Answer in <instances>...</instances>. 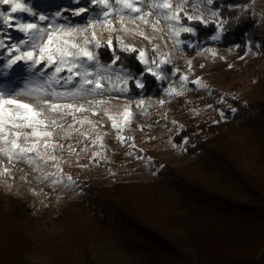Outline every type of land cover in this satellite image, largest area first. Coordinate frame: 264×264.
I'll return each mask as SVG.
<instances>
[{"label":"trees","instance_id":"obj_1","mask_svg":"<svg viewBox=\"0 0 264 264\" xmlns=\"http://www.w3.org/2000/svg\"><path fill=\"white\" fill-rule=\"evenodd\" d=\"M259 1L213 0L211 4L222 20L221 42L237 44V55L248 45L264 53V9ZM180 14L181 22L194 28L197 40H209L219 28L214 20L204 24ZM191 35L184 32L181 37ZM97 51L102 62L112 63L111 49ZM115 55L119 57L115 65L142 75L144 86L138 88L133 77L129 91L160 89L156 78L136 59L137 51L120 50ZM17 69L22 67L12 70ZM263 75L264 62L254 77ZM237 87L236 82L215 83L194 95L192 104L205 106L202 116L187 119L173 135L191 157L192 171L166 164L159 177L149 182L101 186L78 180L83 197L56 216L54 220L65 226L47 242L36 243L24 232L20 222L35 219L28 214L27 204L0 194V264H26L28 251L50 255L52 264H69L75 255L83 256L84 264H98L90 256L94 235L114 236L118 247L145 254L144 262L124 264H260L264 97L236 96ZM221 113L234 115L235 132ZM169 192L173 200L167 197Z\"/></svg>","mask_w":264,"mask_h":264},{"label":"rangeland","instance_id":"obj_2","mask_svg":"<svg viewBox=\"0 0 264 264\" xmlns=\"http://www.w3.org/2000/svg\"><path fill=\"white\" fill-rule=\"evenodd\" d=\"M25 2L38 13L35 22L41 23V26H47L52 21L50 19L39 22L40 14L51 18L56 17V13L59 12L62 18H57L56 23L83 27L99 11L92 7L90 0H79L78 3L75 0H25ZM171 2L174 9L179 4V0H171ZM42 4L47 6L43 8ZM193 4L196 5L195 8ZM259 5L264 9V0H260ZM80 7H88L90 10L80 16H74L73 11ZM140 7L144 12H148L150 10L148 0H145ZM6 8L8 6L0 5V11ZM8 10L10 11V8ZM182 12L185 16L194 15L201 16L206 21L214 20L219 24V28L209 40H197L195 34L184 39L181 37L184 32L176 36L163 20L159 30L126 20L128 30L122 31L119 30L121 26L118 17L112 19L116 31L105 30L99 25L89 29V35L95 32L97 39L105 44L111 38L112 52L120 51L124 46L135 48L137 55L140 51H144L146 62L142 64L144 71L150 73L147 69L151 68L164 77L161 80L156 79L160 85L159 90L133 94L128 89V81L134 77L136 84L137 81L142 83V75H135L126 68L104 63L99 59L102 65H111V68L101 73L106 77L102 80L104 89L102 94L92 93L78 97L74 101L71 98L62 101L75 103L77 106L84 105L87 111L66 116L59 121V128L39 129L57 133L48 141L58 145L55 150L50 148L45 151L41 147L39 155L44 159L31 165L24 160L9 165L4 157H0V194H10L27 204L28 214L35 219L22 220L20 224L34 242H47L64 228V224L54 219L65 207L75 205L83 197L78 180L84 179L101 186L118 181L149 182L159 177V171L166 164L181 166L188 172L192 171L195 166L191 165V157L186 153L183 145L173 140V135L184 126L187 119H199L202 116L205 106L196 107L192 104L197 92L209 90L215 83L228 81L238 84L236 96L264 97V75L262 79L254 77L264 62V53L248 45L242 55H237V44L224 45L221 42L222 20L220 15H212L213 12L218 13V11L207 4L206 0H190ZM13 15L17 18L33 20V17L27 14ZM152 19L155 21L156 17L153 16ZM180 24L188 26L181 20ZM4 30L14 38L20 36L14 30L7 28ZM138 32H143L150 39H145ZM214 36L217 38L213 39ZM72 39L77 42L79 40L78 37ZM184 46L191 50H187ZM92 50L97 51L95 48ZM6 56L7 53L4 52V57ZM4 57H1L0 64ZM161 60L169 62L161 64ZM18 66L22 69L5 70L0 66V85L10 84L11 87L19 90L26 82H31L32 87H40L46 79V76L40 77L39 73L34 75L35 70L30 72L23 63ZM53 70L47 69L46 72L50 74ZM3 72H7V75H3ZM67 75L66 71L60 73L61 77ZM181 76L187 79L181 81ZM74 80L78 81L79 77H74ZM201 84L205 86L201 87ZM75 87H79V84L77 83ZM56 90L74 91L75 88L72 84L65 85L61 80ZM172 90L179 92L180 95L172 94ZM20 99L29 98L20 97ZM126 110L131 116L125 124L122 123L121 114ZM109 117L117 121V129L112 127V120ZM221 117L231 123V132H235L234 115L223 113ZM80 121L85 122L81 124ZM118 133L125 138L123 143L117 139ZM97 137L102 138V142L97 140ZM31 142L33 141H29ZM93 153L99 155L93 158ZM35 155L36 153L30 154V156ZM52 156L56 157L54 161L49 159ZM5 168L8 169L7 175L3 174ZM61 174L62 182L53 186L52 180ZM68 177H71V182ZM210 180L213 181V178ZM167 197L174 199L172 192H169ZM91 242L90 256L98 264L144 262L145 254L118 247L114 236L94 235ZM257 257L259 263L264 264V248ZM25 263L52 264V261L48 254L28 251L25 255ZM69 264H84V257L75 255Z\"/></svg>","mask_w":264,"mask_h":264},{"label":"snow or ice","instance_id":"obj_3","mask_svg":"<svg viewBox=\"0 0 264 264\" xmlns=\"http://www.w3.org/2000/svg\"><path fill=\"white\" fill-rule=\"evenodd\" d=\"M75 2L78 3L79 0H75ZM144 2L145 0H90L92 7L99 9V11L95 13L94 18L88 20L85 26L76 27L71 24L56 23L57 18H62L59 12L56 13V17L51 18L48 15L40 14L38 16L39 22L50 19L52 21L47 26H41V23L35 22L38 13L25 0H0V5L8 6L5 10L0 11V49L4 50L0 52V57H4V52L7 53L0 66L5 70H12L23 63L30 72L35 70L34 75L39 73L40 77L46 76L40 87H32L31 82H26L25 86L19 90L11 87L10 84L7 86L0 85V157H4L9 165L21 160L30 165L43 160L44 157L39 155V150L41 147L45 151L50 148L55 150L58 145L48 141L54 138L57 133L40 131L39 129L59 128V121L66 116L87 111L84 105L77 106L75 103L62 101L69 98L74 101L78 97L92 93L102 94L104 90L102 80L106 77H103L101 73L111 68V65H102L98 51L92 49L98 50L101 47L110 49L112 41L111 38L106 44L99 41L95 32L88 34L89 29L99 25L105 30L116 31L112 19L118 17L121 26L119 30L122 31L128 30L125 24L126 20L137 25L151 26L154 30H159V25L163 20L168 29L176 36H179L180 32L195 34L193 27L180 24V13L190 0H179L175 9L171 0H148L150 9L148 12H144L143 8L140 7ZM206 2L211 5L213 0H206ZM193 7L195 8L196 5L193 4ZM89 10L88 7H80L73 11V15L80 16ZM13 14H27L33 17V20L17 18ZM212 15L217 16L219 14L213 12ZM153 16L156 17L155 21L152 19ZM187 20L208 23L201 16L187 15ZM5 28L14 30L20 36L14 38L4 30ZM138 34L144 36L145 39H150L143 32H138ZM72 37H78V42ZM216 38L213 37V39ZM117 40L120 41V38L117 37ZM121 50L136 51L135 48L128 46L122 47ZM113 57L112 64H115L119 57L115 55L114 51ZM144 57V51H140L136 59L145 64ZM168 62L167 60L160 61L161 64ZM47 69L54 70L47 74ZM147 70L157 80L164 78L152 71L151 68ZM65 71L68 75L61 77L60 73ZM2 74L7 75V72ZM77 76L79 80L75 81L74 77ZM107 78L110 79V77ZM186 79L185 76L180 77L181 81ZM61 80L64 81L65 85L72 84L75 90L57 91L56 86L60 85ZM77 83L79 87H75ZM193 83H197V81H193ZM88 85L94 86L89 88ZM143 86L137 81V87L142 88ZM200 86L204 87L205 85L201 84ZM172 94L180 95L175 90H172ZM20 97H28L29 99L21 100ZM140 103L142 104L143 101ZM232 111L235 112V109ZM121 115L123 117L122 123L126 124L130 119V112L126 110ZM109 119L112 120V127L117 129V121L112 117ZM84 122L80 121L81 124ZM87 122L91 123V121ZM7 129H14L15 131H8ZM117 139L123 143L125 138L118 133ZM97 140L102 142L100 137H97ZM29 141L33 142L29 143ZM173 146L175 147V145ZM59 147L62 148V146ZM32 153H36V155L30 156ZM98 155V153H93V158ZM49 159L54 161L56 157L52 156ZM3 174H8L7 168L4 169ZM67 179L71 182V177ZM62 180L61 174L52 180V185L55 186Z\"/></svg>","mask_w":264,"mask_h":264}]
</instances>
